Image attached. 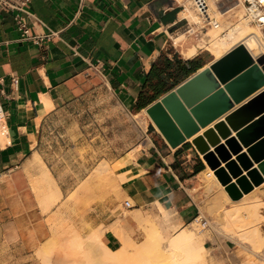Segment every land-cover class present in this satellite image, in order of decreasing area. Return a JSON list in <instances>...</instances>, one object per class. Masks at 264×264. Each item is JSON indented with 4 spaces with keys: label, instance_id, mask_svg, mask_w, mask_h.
I'll return each mask as SVG.
<instances>
[{
    "label": "crops",
    "instance_id": "1",
    "mask_svg": "<svg viewBox=\"0 0 264 264\" xmlns=\"http://www.w3.org/2000/svg\"><path fill=\"white\" fill-rule=\"evenodd\" d=\"M187 1L31 0L26 16L29 36L33 37L29 39H20L14 13L0 10V107L4 111L0 126L5 128L0 133V261L13 247L20 250L21 258L34 247H41L50 235L74 234L59 232L73 230V225L51 233L50 224L62 213V203L96 183L87 177L98 162L87 174L75 176L72 161L65 159L74 146L60 133L66 120L62 114L77 104L85 77L96 75L119 106L138 114L218 59L201 48L190 58L181 54V47L196 36L185 31L188 18L181 14ZM233 1L213 0L221 10H227ZM231 9L218 12L223 17ZM240 15L232 22L224 21L225 27ZM216 22L224 26L222 21ZM181 35L185 39L175 41ZM250 54L255 60L257 54ZM218 84L231 101L228 109L175 147L152 130L149 142L142 149L134 148V158L126 157L128 160L115 172V177L121 173L125 176L119 195L129 198L133 208L161 211L166 217L162 226L174 232L196 217L205 219L192 197V190L198 188L192 186L194 180L203 184L201 172L207 173L212 188L216 185L214 170L191 140L219 121L226 123V115L264 90L262 84L235 102L225 91V83ZM230 132L227 137L235 136L236 131ZM225 139L220 138L219 143ZM213 149L210 145L208 150ZM241 152H246L245 146ZM225 165L222 161L218 167ZM256 166L254 162L251 168ZM245 173L243 170L240 175ZM263 182L252 190L258 187L264 192ZM108 210L104 200L97 201L85 220L88 231L75 234L87 235L96 226L110 224L129 228L127 220H115ZM101 240L110 249L122 245L111 228L105 229Z\"/></svg>",
    "mask_w": 264,
    "mask_h": 264
},
{
    "label": "rangeland",
    "instance_id": "2",
    "mask_svg": "<svg viewBox=\"0 0 264 264\" xmlns=\"http://www.w3.org/2000/svg\"><path fill=\"white\" fill-rule=\"evenodd\" d=\"M236 2L237 0H234L229 7L232 8ZM245 12L246 11L243 5V7H240L239 9H231L230 12L223 17L219 13H216V15L214 13H211L212 15H210L213 16L216 21H222L221 23L222 25H224L223 27H225L226 22L224 21L232 22L240 14V16L245 17ZM245 18L248 20L247 16ZM249 24L253 25L250 22ZM208 27L210 26H206L205 30L200 31L202 38L204 37V32L208 29ZM253 27L257 30H261L260 27H257L255 25H253ZM261 32L262 33H260V37L264 43V32L263 30H261ZM181 37V40L185 39V35H181ZM191 40V42L199 41V39L193 38ZM202 55L203 57H207L208 54L206 51H203ZM136 112L138 111L131 110L130 112H128L121 106H119L115 102L114 97H112L109 91L102 86V82L98 77H96V75L85 77L81 85L77 104L71 108V111L62 114L66 116V120L63 124L64 128H60V133L63 134L62 137L65 139V142L67 144L72 143L74 146V148L71 150V152H69L65 159H69L70 161H72L75 176H78V174H87L92 166L98 162L87 177L88 180H93L96 183H94V185L86 192H83L81 190L79 192V195L75 199H67L68 203L65 204L64 202L61 204L60 208L62 209V213L51 220V233L55 229H65L68 228L69 225H73L75 229L59 230V232L70 231L73 233L85 234L89 229L88 224L85 222L86 217L87 215L90 216L92 212H94L96 202L102 200L105 201V207L109 209L108 211H110L112 216H115V220H127V224H129L130 228V239L132 242L134 241V245L140 244L141 241L146 238L145 231L143 230V224L141 225V222H143L142 220H144L143 218L148 219L151 224L155 226L160 236H162L164 242L167 241V237L169 238L170 235L174 234L178 230L177 229L174 232L172 228L162 226V220H166V217H163L161 211H142L139 208L124 207L123 201L126 199H130L119 195L120 182H123V180L121 179L120 174L116 176L117 178L115 177V172L116 170H118L117 163L119 162L117 160V157L121 158L119 159L121 161L123 157H129L131 153V159H133L135 156V150L133 149H142L144 145L149 142L148 138H152V130H155L159 133V131L150 123L151 120L149 117H147L148 114L146 113V111H140L138 114H134ZM102 158L106 159L107 161L100 160ZM200 175L203 180L204 186L203 184H199L197 179L194 180L192 186H196L198 188L196 190H192V197L194 198L196 203H199V215L204 217L206 220L205 226H201L199 223L200 221H198L197 226H199L198 233L202 234V243L206 249L207 259L213 264H246V262L247 264H249L248 261H250V259L255 261L257 264H260L259 262L263 261V259L261 258L262 255L260 256V254H258L261 253V251L258 252L261 247L260 243H258L260 236H258L254 231H250L248 226L243 228L245 229V231H247L246 228H248V231L251 232L250 234L247 231L248 235L246 233H241V231L237 232V229H235L236 231H234L233 229L231 230V228H233L235 225L229 223L233 222L232 220L227 222V217H224L226 213H223L227 209L230 210L231 206L234 207L233 205H241V203L250 201L254 206H252L250 202L246 204L249 205V207L251 205L252 214L259 213L264 215V192H262L261 188L259 189L258 187L252 190L254 187L253 186L251 192L248 191L249 193L244 194L243 196L242 193L241 198L233 200L228 196V194L224 190V186L219 181L216 175L214 179V184L216 185L213 188L212 185H210L207 173L204 171L201 172ZM75 176L74 180H76ZM235 177L233 176L230 181H232ZM97 182H99L100 184L102 183L105 187V190H102L101 186ZM262 185H264V182L262 183ZM159 206L160 205H158V207ZM130 209H132L133 211H130ZM159 209L162 208L159 207ZM237 211L233 212H236V214L240 213V217L245 214L244 210V213L240 210V212ZM233 212L229 213L228 211L229 214H233ZM221 215L226 221L221 219ZM137 216L139 217L136 220ZM236 216L237 215H235L234 217ZM239 216H237L238 219H235L234 217L231 218L235 220L234 224L238 223L241 220ZM241 218H243V216ZM249 218L250 215L248 216V219L245 215V219L243 220H245V222H248ZM196 219L197 218L193 219L191 223L193 221L197 222ZM221 220L223 223L220 222ZM236 220L239 221L236 222ZM245 222L243 223L242 221V225L241 223H239L241 225L240 227H244L246 224ZM189 225L188 227H190ZM258 226V233L263 235L264 219L259 222ZM240 227L238 226V228L241 230L242 228ZM102 230H104V227H102ZM242 232H244V230ZM255 235L258 238H256ZM76 236L84 238L87 235L76 234ZM48 237L45 238V240L43 241L45 243L41 247H34L32 253L27 255L22 254L21 258L20 250L13 247L7 253L2 254V260L0 261V264L55 263L56 261L53 258L57 260L56 257L63 256L64 252L62 251H65V249H63L64 247L62 245L57 247L56 245L54 246L52 243L53 240L56 239L59 240V242L61 240L60 243H63L64 240L68 237H71V235H56L51 236L49 239H47ZM256 242L258 243V245H256ZM68 249V252L73 250H71V248L69 250ZM71 253L69 252V254ZM156 256L157 255H155L151 260V262L153 261V264L168 263V259L166 260V258H163L164 256ZM60 262L62 263L61 260ZM56 263L58 264V262Z\"/></svg>",
    "mask_w": 264,
    "mask_h": 264
},
{
    "label": "water",
    "instance_id": "3",
    "mask_svg": "<svg viewBox=\"0 0 264 264\" xmlns=\"http://www.w3.org/2000/svg\"><path fill=\"white\" fill-rule=\"evenodd\" d=\"M262 71L264 55L254 60L250 52L238 44L145 110L166 142L175 147L231 106L224 90L218 88L219 81L225 83L224 89L230 98L238 102L264 84ZM258 114L261 115L250 121ZM224 120L226 123H215L191 142L214 170L228 195L237 199L264 179V90L231 111ZM230 129L236 131L235 136L227 137ZM220 138L226 139L219 143ZM210 145L214 146L213 150H208ZM242 146L246 147V152L229 159ZM222 161L225 167H218ZM254 162L257 166L251 168ZM247 169L236 182H230L233 176Z\"/></svg>",
    "mask_w": 264,
    "mask_h": 264
},
{
    "label": "bare ground",
    "instance_id": "4",
    "mask_svg": "<svg viewBox=\"0 0 264 264\" xmlns=\"http://www.w3.org/2000/svg\"><path fill=\"white\" fill-rule=\"evenodd\" d=\"M207 4L209 7V15L211 13H214L216 15V13H219L218 10L222 14H224V13L228 12L229 9L231 8V7H229L227 10L221 11L218 6L216 7L217 4L214 3L213 0H207ZM240 7H243L242 0H237L235 5L233 6V8L239 9ZM181 15H185L188 18L189 22H191V23L199 22V17L197 15L196 9L193 5V0H189L185 3V10ZM246 16H247V14H246ZM211 17H213V16H211ZM245 17L240 16L233 24H231L230 26H227L225 28L218 26V23L215 20V22L217 23V26L212 25V26L208 27V29L204 32L205 34L202 32L204 34L203 38L201 37V32L198 35L196 34V36L193 37V39H199V41L191 42V43L186 44L184 46L182 45L183 47H181L182 48L181 54H183L185 57L190 58L191 56L196 54L197 48H201V49L208 51L210 54H212L213 58H219L221 55L226 53L228 50H230L234 46L241 44L250 53H252L254 55L257 54V56L255 55L256 57H258L260 55H264V52H263L264 50H262V49H264V43L260 37V33H262L261 32L262 29L261 30L255 29L253 27V25H255V24L250 25L249 24L250 20H249L248 16H247V18L249 21ZM255 26L259 27L258 25H255ZM191 32H194L193 26L191 28ZM182 37L180 36L179 38H176L175 41H177L179 39L181 40ZM176 45H177V42H176ZM260 53H263V54H260ZM145 111H143V112H145ZM147 117L150 118L149 115ZM151 121H152V119H151ZM153 124H154V122H153ZM211 146H213V145H211ZM233 154H234V158L230 157L229 159H235L237 157V154H239V152L233 153ZM129 157H130L129 159H131V157H132L131 153H130ZM127 160L128 159L126 157H123L121 161L119 160V162L117 163L118 168H120V166L123 165ZM247 171H248V169L246 170V172ZM120 175H121V179L124 181L125 180L124 174L121 173ZM239 176H241V175L236 176L234 181H230V182H236L237 178ZM57 197H59V195ZM233 200H236V199H233ZM249 202L247 201L246 203L248 204ZM246 203H241V205L236 204V206L233 205L235 208L231 206L230 210L227 209L229 211V213H232L233 211H237V210L238 211L240 210L243 212V210H244L245 214L242 215L243 218H241L242 216L241 217L239 216V215H241L240 213L236 214V212H233V214H229L227 210H226L227 212L225 211L223 214L226 213V215L224 217H227L226 218V219H228L227 222L231 221V220L233 221V222H229V223H232L233 225H235L234 227L231 226L233 228L230 227L231 230L233 229L234 231H236L235 229H237L238 230L237 232L241 231V233H243V234L246 233L248 235L247 231L249 228L250 231H252V232L254 231L258 236H260V238H259L260 241L258 240V243H260L261 247H260V249L258 248L259 249L258 252L261 251V253H258V254H260V256L262 255L261 258L263 259V261H261V259H260L261 262H259V263L264 264V234L262 235V234L258 233L259 232L258 231L259 230L258 225H259V222H261L262 219H264V215L257 213V211H256L257 214H254V213L252 214L251 205L249 207V205H247ZM240 206H242V207H240ZM252 206H254V205L252 204ZM233 208L236 210H234ZM252 208H254V207H252ZM253 210H255V209H253ZM256 210H258V209H256ZM227 213H228V215H227ZM229 215H232V216H229ZM235 215L239 216L240 219L243 221V223L245 222V220H243V219H245V215L247 216V219H248V216L250 215V218H249L248 222H245L246 224L244 227L243 226L240 227L242 225L241 220L240 221L238 220L239 222L236 220V222H238V223H236L237 224L236 225V224H234L235 220L231 219ZM252 215H253V218H252ZM237 216L234 218L238 219ZM221 217H222V215H221ZM143 219L144 220H142L143 222H141V225L143 224V230L145 231V234H146L145 237L146 238H144V240L141 241V243L138 245L137 244L134 245V241L132 242L130 239L129 228L124 227L122 224H119V225L117 224V226H114V225L111 226V224H110V226H108V225H107V227L105 226L104 230H102V227L96 226V228L92 229L87 234V236L84 238L78 237L74 233V234H72L73 236L71 235V237L66 238L63 243H60L61 240H60V242H59V240H56V239L53 240L52 243L54 246L56 245V247H57V246L62 245L64 247V248L63 247L62 248L65 249V251L62 249L63 250L62 252H64L63 256L56 257L57 260L55 258H53V259L56 262H58V264L61 263L60 260L62 261L61 264H153L152 263L153 261L151 262L152 258L155 255H157L156 257H158V255H159V257L164 256L163 258H166V260L168 259L167 264H213L206 257V249L202 243V234L198 233V229H199L198 228L199 226H197L198 225V218L196 219L197 222H195V221H193L192 223L190 222V225H189L190 227H188V226L184 227L183 226L182 228L177 230L174 234L170 235L169 238L167 237L166 242L163 241L162 236H160V234L157 231V229L155 228V226L153 224H151V222L148 219H145V218H143ZM218 219H219V217H218ZM221 219H223V217ZM223 220L226 221L225 219H223ZM220 222L223 223L222 220ZM227 222H226V224H227ZM116 223H114V224H116ZM239 223H241V225ZM236 226H237V228H236ZM238 226L242 229L240 230L238 228ZM247 226H248V228H246L247 231H245V229H243V228H245ZM110 228L119 237V239L122 242V245L116 249L108 248L101 240V237H102L105 229H110ZM243 230H244V232H242ZM249 233L251 234V232H249ZM254 234H252V235H254ZM203 237H204V235H203ZM255 237H256V235H255ZM255 237H254V239H255ZM256 238H258V237H256ZM258 243L256 245H258ZM83 246H85V247H83ZM58 248H60V247H58ZM68 248L69 249L71 248V250L73 249L74 252H73V250L69 251L70 253L72 252L71 254H69V252L67 251ZM58 259H59V261H58ZM55 261H53V262H55ZM55 263H53V264H55ZM248 263L249 264H257L255 261H253L251 259H250V261H248ZM246 264H247V262H246Z\"/></svg>",
    "mask_w": 264,
    "mask_h": 264
},
{
    "label": "built area",
    "instance_id": "5",
    "mask_svg": "<svg viewBox=\"0 0 264 264\" xmlns=\"http://www.w3.org/2000/svg\"><path fill=\"white\" fill-rule=\"evenodd\" d=\"M31 0H0V10L12 11L14 13V19L16 22V27L20 32V39L33 38L29 36V30L26 23V16L30 14L29 4ZM246 14L252 24L258 25L264 32V0H242ZM193 5L196 9L197 15L199 17V22L190 23L187 20L186 32H190L192 26L195 31L192 34H199L200 31L205 30L206 26H217L215 19L209 15V7L207 0H193ZM264 52V51H263ZM263 54V53H260ZM4 116V111L0 107V118ZM4 125L0 126V133H4ZM123 206L130 208L133 206L130 200H124ZM201 226H205L206 220L200 217Z\"/></svg>",
    "mask_w": 264,
    "mask_h": 264
},
{
    "label": "trees",
    "instance_id": "6",
    "mask_svg": "<svg viewBox=\"0 0 264 264\" xmlns=\"http://www.w3.org/2000/svg\"><path fill=\"white\" fill-rule=\"evenodd\" d=\"M144 107V106H143ZM140 108H142V107H140ZM200 169H198V170H196V172H198Z\"/></svg>",
    "mask_w": 264,
    "mask_h": 264
}]
</instances>
